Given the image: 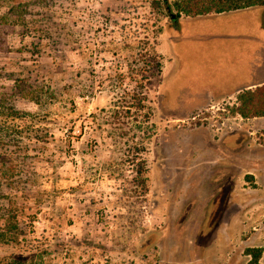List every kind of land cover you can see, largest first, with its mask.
Wrapping results in <instances>:
<instances>
[{
	"label": "rangeland",
	"instance_id": "obj_1",
	"mask_svg": "<svg viewBox=\"0 0 264 264\" xmlns=\"http://www.w3.org/2000/svg\"><path fill=\"white\" fill-rule=\"evenodd\" d=\"M253 11L190 20L163 72L153 51L178 20L162 0H50L38 30L11 33L26 51L8 67L43 75L47 96L1 118L0 208L24 233L0 263L264 264V122L238 118L239 94L200 105L249 65Z\"/></svg>",
	"mask_w": 264,
	"mask_h": 264
},
{
	"label": "trees",
	"instance_id": "obj_2",
	"mask_svg": "<svg viewBox=\"0 0 264 264\" xmlns=\"http://www.w3.org/2000/svg\"><path fill=\"white\" fill-rule=\"evenodd\" d=\"M162 3L170 12L171 18L175 20L180 19L183 15L198 16L222 13L252 6L264 8V0H174L173 2L162 0ZM49 4L50 0H0V140L4 143L10 142L11 137L8 133L2 132L6 123L1 118L19 117L23 112L19 108L20 102L33 101L37 104H43L47 96V87L43 75L35 74L30 66L26 65L20 69L8 67L6 62L16 58L13 55L15 52L23 54L26 51L24 45L16 50L13 49L9 45L8 36L13 32L28 36L34 30H38L34 16L42 13ZM173 9L176 11L173 12ZM153 52L155 54L154 66L161 71V54L155 50ZM21 56L23 57H17L18 61L20 58L25 59L24 55ZM14 62L16 61H11V63ZM147 64L151 63L148 61ZM16 65L19 67L21 62L16 63ZM24 67L28 69L25 70ZM142 86H144L143 83ZM238 100L240 104L236 113L244 118L264 116V84L254 89L243 90L239 93ZM35 217L36 215L33 216V218ZM16 219L17 215L13 214L10 208L4 210L0 208V242H14L24 233L23 226L20 227ZM33 221L35 219H32ZM260 256V249L255 250V261H258ZM3 264H7L6 260Z\"/></svg>",
	"mask_w": 264,
	"mask_h": 264
},
{
	"label": "crops",
	"instance_id": "obj_3",
	"mask_svg": "<svg viewBox=\"0 0 264 264\" xmlns=\"http://www.w3.org/2000/svg\"><path fill=\"white\" fill-rule=\"evenodd\" d=\"M243 10H248L251 12V10H254L252 13H250L248 16L252 17L255 21V25L250 30V33L248 37H241L242 40H246L247 43H241L239 51H244L245 55L249 57V62L245 64L244 62L239 63V60L237 61L236 67H234L233 70L226 71L225 72V79L218 82L217 88L218 90L211 91L212 96H208V99H204L203 103L210 101V100H223V99H230L232 97L237 96L240 92L247 89H254L259 85L264 84V56L260 60V65H258V61H256V55L258 47L264 46V8L263 7H247L237 10H232L228 12H222V13H210L206 15H198V16H182L180 19H178V26L176 27V33L174 35L168 36L165 35L164 41L160 42L159 48L160 52L163 55V64H162V72L165 68V62L167 59L166 51H165V45L167 42H176L180 41L184 38H187L189 35H186L187 31V24L192 19H197L200 17H210V16H220V15H226L228 13H234V12H240ZM252 22V21H251ZM239 114V113H237ZM240 115V114H239ZM183 117V116H182ZM177 117V118H182ZM240 120H243V116L238 117ZM250 122H254L257 126L259 125L261 127L260 122H264V116H254V117H248L246 118ZM247 124V123H246ZM246 124H244L246 126ZM244 125L239 122L235 127H232L230 129H225L226 133L229 135L223 137L224 141V147L226 152L232 151L234 154L237 150H240L242 145V138H241V130H247L245 129ZM256 126V127H257ZM258 128H255L257 130ZM255 130L249 131L250 134H253ZM232 132V133H231ZM237 137L238 140H229L230 137ZM261 146H264L262 143H260Z\"/></svg>",
	"mask_w": 264,
	"mask_h": 264
}]
</instances>
